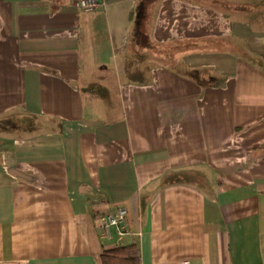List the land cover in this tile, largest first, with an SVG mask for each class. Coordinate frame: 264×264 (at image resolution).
I'll return each instance as SVG.
<instances>
[{
  "label": "crops",
  "instance_id": "crops-1",
  "mask_svg": "<svg viewBox=\"0 0 264 264\" xmlns=\"http://www.w3.org/2000/svg\"><path fill=\"white\" fill-rule=\"evenodd\" d=\"M129 243L264 264V0H0V264Z\"/></svg>",
  "mask_w": 264,
  "mask_h": 264
},
{
  "label": "built area",
  "instance_id": "built-area-1",
  "mask_svg": "<svg viewBox=\"0 0 264 264\" xmlns=\"http://www.w3.org/2000/svg\"><path fill=\"white\" fill-rule=\"evenodd\" d=\"M102 4V0H73V5L83 11L97 10ZM127 210L124 206H116L110 211L97 216V226L101 233L107 238L122 239L125 236L134 235L136 232L127 225ZM165 264V263H150ZM175 264H192L188 259H182Z\"/></svg>",
  "mask_w": 264,
  "mask_h": 264
},
{
  "label": "trees",
  "instance_id": "trees-1",
  "mask_svg": "<svg viewBox=\"0 0 264 264\" xmlns=\"http://www.w3.org/2000/svg\"><path fill=\"white\" fill-rule=\"evenodd\" d=\"M101 264H139L134 243L120 244L105 248L100 253Z\"/></svg>",
  "mask_w": 264,
  "mask_h": 264
},
{
  "label": "rangeland",
  "instance_id": "rangeland-1",
  "mask_svg": "<svg viewBox=\"0 0 264 264\" xmlns=\"http://www.w3.org/2000/svg\"><path fill=\"white\" fill-rule=\"evenodd\" d=\"M174 46H178L179 47L180 45H173V44H171L170 47L167 49V51H171V49L174 48ZM158 48L159 47L157 46L156 49L158 50Z\"/></svg>",
  "mask_w": 264,
  "mask_h": 264
}]
</instances>
